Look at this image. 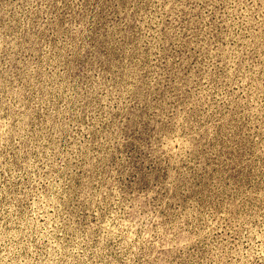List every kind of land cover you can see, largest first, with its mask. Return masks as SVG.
Listing matches in <instances>:
<instances>
[{
    "label": "rangeland",
    "instance_id": "obj_1",
    "mask_svg": "<svg viewBox=\"0 0 264 264\" xmlns=\"http://www.w3.org/2000/svg\"><path fill=\"white\" fill-rule=\"evenodd\" d=\"M0 264H264V0H0Z\"/></svg>",
    "mask_w": 264,
    "mask_h": 264
}]
</instances>
